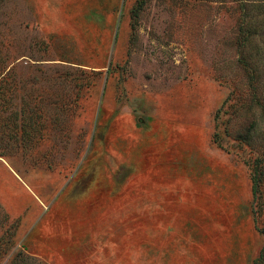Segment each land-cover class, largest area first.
Here are the masks:
<instances>
[{"label": "rangeland", "instance_id": "rangeland-1", "mask_svg": "<svg viewBox=\"0 0 264 264\" xmlns=\"http://www.w3.org/2000/svg\"><path fill=\"white\" fill-rule=\"evenodd\" d=\"M246 11L0 0V264H254L264 39L242 44Z\"/></svg>", "mask_w": 264, "mask_h": 264}, {"label": "trees", "instance_id": "trees-1", "mask_svg": "<svg viewBox=\"0 0 264 264\" xmlns=\"http://www.w3.org/2000/svg\"><path fill=\"white\" fill-rule=\"evenodd\" d=\"M237 1L239 2L241 10L246 7L248 11V13L246 11L243 14V22H241V20L239 21L240 34L242 35V39H241L242 44L252 40L253 42H256L257 40L254 39L256 38L254 34L257 35L256 34L257 32H260L261 39H264V14L258 16V13L260 11L264 13V0H250V2H246V0H237ZM252 9H254L255 13L252 11ZM248 14L250 16H248ZM254 20H256L257 22H252ZM257 48H259V43H257ZM261 57L264 58V55H262ZM9 72H11L10 69ZM7 73L8 71L6 72V75ZM263 73L264 70L262 71L256 70L255 75L256 78L258 79V82H260L259 79L262 77ZM250 137L251 136L249 135L248 138L246 139H250ZM263 162H264V156L262 158H256V160L254 161L253 176H252V194L254 197L257 194L259 182L261 180V175L263 173V168H262V166L264 165ZM261 232L264 236V228H262ZM254 264H264V245L258 257L255 259Z\"/></svg>", "mask_w": 264, "mask_h": 264}]
</instances>
